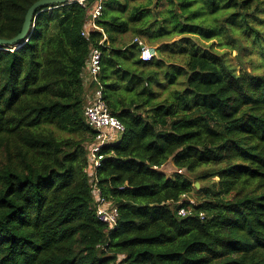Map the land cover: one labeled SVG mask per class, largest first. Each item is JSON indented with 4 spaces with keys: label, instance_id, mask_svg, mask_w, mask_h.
<instances>
[{
    "label": "trees",
    "instance_id": "obj_1",
    "mask_svg": "<svg viewBox=\"0 0 264 264\" xmlns=\"http://www.w3.org/2000/svg\"><path fill=\"white\" fill-rule=\"evenodd\" d=\"M37 1L0 0V39ZM101 2L87 38L94 0L42 9L0 47V264H264V0ZM92 48L123 127L95 172L111 230L86 172Z\"/></svg>",
    "mask_w": 264,
    "mask_h": 264
},
{
    "label": "built area",
    "instance_id": "obj_2",
    "mask_svg": "<svg viewBox=\"0 0 264 264\" xmlns=\"http://www.w3.org/2000/svg\"><path fill=\"white\" fill-rule=\"evenodd\" d=\"M79 5L84 6L85 0H77ZM102 9L101 0H94V4L89 11V21L87 26L81 32L83 37L87 38L88 31L100 30L95 20L100 16ZM105 37H103V40ZM133 42L140 49L139 58L144 62L152 61L154 49L146 45V43L138 38H134ZM100 59L101 52L97 48H92L88 54L87 60L84 65L85 77L84 80L88 81L91 85H96V88L90 90L87 96V105L84 110V117L95 132L94 142L88 147V169L86 172L90 174V182L93 183L92 197L95 218L105 224L110 230L115 228L118 219V210L109 200L102 194L100 189L96 186L95 172L101 166L103 156L100 154L102 146L109 144L119 138L123 132L122 125L116 118L110 115L105 102L102 100V90L98 88V75L100 72ZM183 196L182 199H185ZM189 204H194V201L188 199ZM188 210L185 207L178 209L179 216H185ZM200 219L204 218L200 214Z\"/></svg>",
    "mask_w": 264,
    "mask_h": 264
},
{
    "label": "water",
    "instance_id": "obj_3",
    "mask_svg": "<svg viewBox=\"0 0 264 264\" xmlns=\"http://www.w3.org/2000/svg\"><path fill=\"white\" fill-rule=\"evenodd\" d=\"M76 1L77 0H38L32 4L26 12L21 32L12 39H0V47H15L19 42H23L27 38V34L32 26L37 12L40 10L47 8V10L50 11L53 7H61ZM195 187L198 189L199 183H195Z\"/></svg>",
    "mask_w": 264,
    "mask_h": 264
},
{
    "label": "rangeland",
    "instance_id": "obj_4",
    "mask_svg": "<svg viewBox=\"0 0 264 264\" xmlns=\"http://www.w3.org/2000/svg\"><path fill=\"white\" fill-rule=\"evenodd\" d=\"M130 37H129V35H125L124 36V39H126V40H128ZM219 52H220V50H218ZM224 52H229V58H234V56L236 55V51H232V50H229V49H227V48H224ZM233 61V60H232ZM233 63L236 65V69L238 70L239 68H240V66H239V64L236 62V61H233ZM162 170L164 171V172H166V174L167 175H172L174 172H175V169L168 163V164H166L163 168H162ZM191 200H193L194 201V199L192 198Z\"/></svg>",
    "mask_w": 264,
    "mask_h": 264
},
{
    "label": "crops",
    "instance_id": "obj_5",
    "mask_svg": "<svg viewBox=\"0 0 264 264\" xmlns=\"http://www.w3.org/2000/svg\"><path fill=\"white\" fill-rule=\"evenodd\" d=\"M151 48H153V47H151ZM154 49V48H153ZM85 83L87 84V81H85ZM87 86V85H86ZM90 92V91H89Z\"/></svg>",
    "mask_w": 264,
    "mask_h": 264
}]
</instances>
